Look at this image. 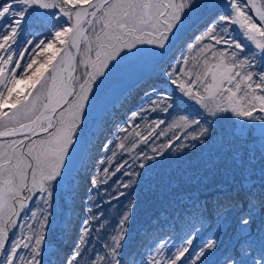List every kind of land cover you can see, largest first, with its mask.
<instances>
[{"label": "snow or ice", "instance_id": "obj_1", "mask_svg": "<svg viewBox=\"0 0 264 264\" xmlns=\"http://www.w3.org/2000/svg\"><path fill=\"white\" fill-rule=\"evenodd\" d=\"M0 264H264V0H0Z\"/></svg>", "mask_w": 264, "mask_h": 264}, {"label": "trees", "instance_id": "obj_2", "mask_svg": "<svg viewBox=\"0 0 264 264\" xmlns=\"http://www.w3.org/2000/svg\"><path fill=\"white\" fill-rule=\"evenodd\" d=\"M199 21H195L193 22L192 26L189 28V31L192 30V28H194L196 26V24ZM125 72L128 74H131L132 76H135L136 74V70L135 67H129L127 69H125ZM126 79H123L120 75H117L115 77H113V79L109 82L108 84V88L109 90L114 89L118 84L122 83L123 81H125ZM130 81V79H127ZM155 82L157 84L158 87H161L162 85L159 83V81H156L155 78H153L152 81H149V83H153ZM147 85H144V87H146ZM118 92L120 90H117ZM136 98L134 97L132 100V103H136ZM131 106V105H129ZM184 107L185 109L190 112V114L192 115H196L198 114V110L195 108L194 105H192L190 102L185 101L184 102ZM225 126V122L221 121L218 123L217 125V129H222ZM215 179H219V178H215ZM143 182L140 185V189L142 187ZM120 203V207H122L125 203V199L122 198ZM160 207V204L158 203L157 199L154 197H140L139 202L137 204L136 207V211H135V217L133 219V223L132 226L130 228V234L132 235V239H130L128 245L126 246L125 249V254L128 253L129 249L131 248H135L138 244H140L144 237L142 235V225L147 223L148 219L150 218L151 214H153V212L157 211ZM108 211V206L105 205V212L107 213ZM119 208L117 209H113V217H115V215L118 213ZM60 223L61 221L58 220L55 224L52 225L53 229L56 230V236H60L62 229L60 228Z\"/></svg>", "mask_w": 264, "mask_h": 264}, {"label": "rangeland", "instance_id": "obj_3", "mask_svg": "<svg viewBox=\"0 0 264 264\" xmlns=\"http://www.w3.org/2000/svg\"><path fill=\"white\" fill-rule=\"evenodd\" d=\"M129 82V80H125L122 83L118 84L114 89L109 90V94H114L117 93V90H122ZM140 197H154L152 194L149 193L148 188L146 187V185L143 183L142 187L140 189ZM81 217H82V212H81Z\"/></svg>", "mask_w": 264, "mask_h": 264}]
</instances>
